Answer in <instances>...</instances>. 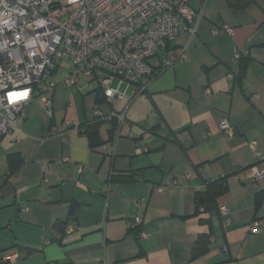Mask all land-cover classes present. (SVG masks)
I'll list each match as a JSON object with an SVG mask.
<instances>
[{"label": "crops", "instance_id": "0c3cea01", "mask_svg": "<svg viewBox=\"0 0 264 264\" xmlns=\"http://www.w3.org/2000/svg\"><path fill=\"white\" fill-rule=\"evenodd\" d=\"M189 3L196 30L171 40L186 59L151 58L154 73L124 87L141 94L123 121L95 116L112 108L97 90L57 86L50 113L32 100L0 138V264H264V0ZM89 124L102 144L89 145ZM222 176L216 209L198 211Z\"/></svg>", "mask_w": 264, "mask_h": 264}, {"label": "built area", "instance_id": "2783aa9c", "mask_svg": "<svg viewBox=\"0 0 264 264\" xmlns=\"http://www.w3.org/2000/svg\"><path fill=\"white\" fill-rule=\"evenodd\" d=\"M189 2L0 0V13L15 10L0 16V138L17 127L34 98L39 97L43 110L50 113L51 95L59 82L65 88L100 91L112 108L107 115L95 110V116L123 121L131 98L141 94L138 88L126 94L123 85H135L152 75L149 60L159 52L164 53L162 69L186 59L184 46L170 43L180 33L192 35L196 30L201 12ZM220 28L233 31L228 24ZM61 71L63 79L53 80ZM8 91H27V95L9 103ZM219 127L233 133L226 119ZM219 211L226 220L229 209L221 206ZM140 221L135 218L133 225ZM250 230L257 232L258 225Z\"/></svg>", "mask_w": 264, "mask_h": 264}, {"label": "trees", "instance_id": "16d2710c", "mask_svg": "<svg viewBox=\"0 0 264 264\" xmlns=\"http://www.w3.org/2000/svg\"><path fill=\"white\" fill-rule=\"evenodd\" d=\"M171 45V43H170ZM241 60V74H243L244 72V59L242 57H240ZM98 91V90H97ZM100 92V91H98ZM100 94H102L100 92ZM103 97V99L105 100L104 96L101 95ZM112 120V119H111ZM112 124H116V122L113 120ZM87 138H88V142L89 145L91 147H95L98 146L100 144H102L97 138H98V133H97V127L95 126V124H89L85 127L84 131H83ZM10 170L13 169L14 167L10 165ZM116 176H118L120 179H128L131 176L126 175V174H117ZM226 189V176H222L220 178L211 180V181H207L205 182V190L200 194L201 197V203H197V210L199 211L200 208L204 209V210H208V211H213L216 209L214 202L215 197L222 193L224 190ZM62 225L63 222H56L54 224V226L56 228L62 229ZM209 244V234L208 233H204V234H200L195 243L194 246L192 248V256L196 257L198 255H201L202 253H204L208 247Z\"/></svg>", "mask_w": 264, "mask_h": 264}, {"label": "clouds", "instance_id": "9594fccd", "mask_svg": "<svg viewBox=\"0 0 264 264\" xmlns=\"http://www.w3.org/2000/svg\"><path fill=\"white\" fill-rule=\"evenodd\" d=\"M11 11H15V10L13 9V10H10V12ZM10 12L9 13H0V16H10ZM4 22L7 23L6 20ZM26 95H27V91H8L6 93V98H7V101L9 103H12V102L18 101L22 98H25Z\"/></svg>", "mask_w": 264, "mask_h": 264}, {"label": "rangeland", "instance_id": "374dc122", "mask_svg": "<svg viewBox=\"0 0 264 264\" xmlns=\"http://www.w3.org/2000/svg\"><path fill=\"white\" fill-rule=\"evenodd\" d=\"M64 75H65V72H64V71H61V72L57 75V77H56V81H60L61 79H63ZM57 86H62V87H63V85L60 84V82L56 85V87H57ZM124 87H125V85H123V86L121 87V89L123 90ZM36 103H40V99H39V97L34 98L32 104L34 105V104H36ZM42 109H43V107H42Z\"/></svg>", "mask_w": 264, "mask_h": 264}]
</instances>
